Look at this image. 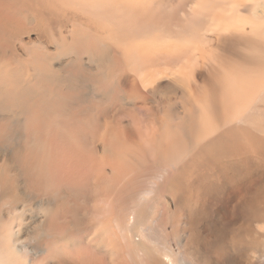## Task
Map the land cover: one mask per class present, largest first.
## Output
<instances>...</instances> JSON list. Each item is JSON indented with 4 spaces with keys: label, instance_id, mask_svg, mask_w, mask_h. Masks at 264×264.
I'll return each mask as SVG.
<instances>
[{
    "label": "bare ground",
    "instance_id": "obj_1",
    "mask_svg": "<svg viewBox=\"0 0 264 264\" xmlns=\"http://www.w3.org/2000/svg\"><path fill=\"white\" fill-rule=\"evenodd\" d=\"M165 1L152 0L151 11L140 0H0V56L5 57L0 62V249L4 242L7 249L0 264L40 258L41 264H59L54 246L72 240L68 247L74 248V231L85 221L97 227L95 219L99 226L93 240L81 239L95 255L63 252L64 264H114L122 254L134 264L140 254L145 262L160 264L147 245L154 240L151 234L139 238L151 215L137 208L154 187L140 197L131 182L161 177L171 161L179 162L213 135L217 137L199 153L205 166L212 163L220 185L236 193V205L264 207V179L252 175L261 163L256 147L264 145L257 134L262 126L256 125V132L245 126L254 114V120L261 118L264 58L259 46L264 34L247 33L248 24L223 14L218 41L224 43L210 46L206 34L213 13L226 2L185 0L195 7L207 3L197 15L185 10L183 1L171 14ZM44 3L63 16L74 15L61 10L76 4L89 16L86 28L101 34L105 43L93 48L74 41L52 51L37 40L32 55L25 52L18 60L12 42L24 30L42 29ZM231 22L235 30L229 29ZM251 23L264 29L256 20ZM234 41L240 43L237 51L230 47ZM112 47L115 62L110 60ZM230 58L238 59L228 64L233 67L225 63ZM135 90L140 97L122 95ZM177 95L180 101L172 103L169 96ZM122 104L136 108L133 117L125 118ZM94 117L96 134L89 132ZM140 143L155 144L147 152L159 158L158 164L145 165L149 158L137 147ZM131 157L126 164L132 179L126 184L123 160ZM143 169L153 171L143 174ZM6 216L20 221L19 228L26 223L31 237L12 245L21 232L12 238L1 222ZM28 247L34 257L30 262L18 251Z\"/></svg>",
    "mask_w": 264,
    "mask_h": 264
},
{
    "label": "rangeland",
    "instance_id": "obj_2",
    "mask_svg": "<svg viewBox=\"0 0 264 264\" xmlns=\"http://www.w3.org/2000/svg\"><path fill=\"white\" fill-rule=\"evenodd\" d=\"M140 1L149 3L151 11L155 10V7L151 5L152 0ZM179 1L185 2V0H166L164 6L167 7L172 14L173 12L171 11L177 9L176 5ZM224 1L226 2V5L214 11L211 21L212 28L206 34L210 39V46L217 44L222 45L224 43V41H218V35L221 34L219 31L224 29V25L219 27V18L223 14L228 15L230 18H234L235 21H244L248 24L249 27L247 26L244 28L247 33H256L257 35H260L261 33L264 34V29L256 27L251 23V19H253L264 27V0ZM206 4L207 3L201 7H195L193 4L186 3L184 9L187 11H195L198 15L199 12L206 8ZM69 10H73L77 14L73 13L74 15L68 16L58 15L52 5L44 3L40 13L43 23L42 29L38 32L32 29L24 30L19 33L12 42V49L17 59L23 60L25 58L23 55L25 52L32 55V48L37 40L40 45L43 44L52 51L57 45L64 47L71 45L74 41H77L79 46H81L80 43H84L85 46L93 48H96V45L99 43H105V39L101 34H96L94 31L92 32L86 28L85 22L89 19V16L81 11L76 4L67 5L61 11L67 12ZM228 27L230 30L236 29L233 22H231ZM261 39L262 44L259 47L262 50V56L264 58V37ZM239 46V41H234L230 44V47L234 48L235 51L239 49ZM103 47L104 46L100 48V52H103ZM83 50L84 49L79 52H82ZM52 51L50 54H53ZM200 52L206 54L202 49H200ZM44 56L43 53V57ZM117 57V50L115 47H112L110 51V60L115 62ZM235 57L236 54L232 56V58ZM232 58L225 63L228 65L230 62H238V59L234 60ZM82 59L85 58L81 56L80 60ZM4 61L5 57L0 56V62ZM62 61L63 59L61 62ZM227 65H224L225 68ZM228 66L233 67L231 65ZM136 92L137 90L123 92L122 95L136 98L140 97L141 92ZM111 96L112 103L111 107L109 106L110 112L115 99V95ZM204 96L205 94L202 97ZM169 97L173 98L172 103H174L176 99L180 101L181 96L177 95ZM261 101L262 104L259 107L260 112L258 114L259 117H261L260 120H258L259 122L254 120V117L257 116L254 114L252 119L248 124H245V126L250 131L256 132L257 130L254 129L255 126L261 123L262 129H260L259 132L257 131V134L264 142V94L261 97ZM122 106L124 107L123 114L125 118L128 119L133 117L131 110L136 108L124 104H122ZM216 107L218 106L216 105ZM138 113H143V111L138 110ZM96 115H98V113ZM93 121L92 129L89 132L96 134V130H98L97 127H94L96 126V123H98L96 122V117L93 118ZM138 122L142 126V119H139ZM216 137L217 135H213L210 139H207L204 142L202 140L200 142L201 145L198 144L192 146V152L181 156L179 162L174 163L171 161L166 170L162 172L163 175L161 177L152 179L141 178L136 184L131 182V169L128 168L129 170H127L126 164L127 161H131L132 157L123 160V167L125 170L123 180L126 184L131 182L134 190L139 191V194L144 192L146 188L154 187L152 188L154 189V192L151 195L145 196L146 199L141 201L144 204L141 203V206L137 208V210L145 211L146 213L149 212L151 215L148 226L143 228L146 230L145 234L139 238L143 239L151 234L152 237L150 240H154L147 242V245L151 248L155 261H158L160 264H164V260L167 264H264V207H259L258 205H252L255 207H250L244 202H240V205H236V193H234L230 187L221 186L214 175V167L210 166L212 163L205 166L202 158L199 156V153ZM147 146H150V144L140 143L137 147H139L144 154L146 153V158H149L145 165L155 166L158 164L159 158L154 156V153L147 152ZM154 147L155 144H151L149 150H154ZM256 156L261 163L259 164L260 166L258 165L257 173L253 170L252 175L253 177H262L264 179L263 144L256 147ZM219 158L222 159V157ZM149 171L153 170L143 169L141 172L143 174H149ZM167 174H169V176ZM212 180H215V183L214 181L212 182ZM237 194L240 195L241 191L238 190ZM143 196L142 193L140 197ZM241 198L243 199L244 196ZM244 200L245 198L242 201ZM80 207L82 206L80 205ZM7 217L8 216L2 217L1 222H3V225L8 226L12 233V238H14L13 234L15 231L20 230L21 232L18 240H12V245L23 242L28 237H31L30 232L32 229L27 227L26 223L23 225V228H19L20 221L15 219L7 220ZM127 224H129V220L126 221L125 226H127ZM0 225H2V223H0ZM94 225L97 227L87 226V221L79 225V228L74 231L73 235V242H75L74 248L68 247V244L71 243L72 240L70 242L60 241L58 242V246H54L56 254L59 257V264L65 263L63 252L70 257L75 256L83 250L88 254L90 253L89 255H95V252H92L91 247L85 244V242L93 240L94 233L98 231L99 223L97 219H95ZM81 239L85 242L82 243ZM29 243L31 244V241H29ZM99 244H104V240L100 239ZM87 246L90 247L91 250ZM30 250V247L26 250H18L27 258L26 262H30L32 258H34L30 254ZM125 251L129 252V250ZM2 252H7L6 242L3 243L2 248L0 249V254ZM138 256L141 258V260L140 258H138L139 260L137 259L139 264H149V262L143 260L144 257L142 254ZM34 260L33 263L28 264H41V258L40 260ZM128 260V257H124L122 254L114 264H134L133 261ZM103 264H110V262H105Z\"/></svg>",
    "mask_w": 264,
    "mask_h": 264
}]
</instances>
